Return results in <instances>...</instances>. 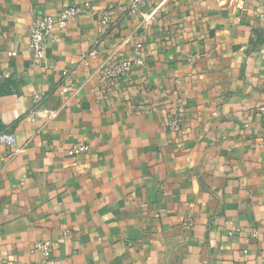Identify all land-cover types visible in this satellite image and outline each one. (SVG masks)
Here are the masks:
<instances>
[{
  "label": "crops",
  "instance_id": "obj_1",
  "mask_svg": "<svg viewBox=\"0 0 264 264\" xmlns=\"http://www.w3.org/2000/svg\"><path fill=\"white\" fill-rule=\"evenodd\" d=\"M85 1L33 63L35 16ZM131 1L0 0V264L43 239L58 264H264V0Z\"/></svg>",
  "mask_w": 264,
  "mask_h": 264
},
{
  "label": "built area",
  "instance_id": "obj_2",
  "mask_svg": "<svg viewBox=\"0 0 264 264\" xmlns=\"http://www.w3.org/2000/svg\"><path fill=\"white\" fill-rule=\"evenodd\" d=\"M147 1L155 2L158 0H132L129 6L131 12H136L138 5L145 3ZM90 5L89 1H85L82 6L80 5H67L64 6L56 14H38L35 16L30 27V49L32 51V61L33 63L45 58L47 47L50 43L56 40L54 32L57 29H65L70 23L74 22L83 8H88ZM155 11H151L149 14L144 15L143 19L145 22L149 21ZM108 14L105 12L104 21H107ZM142 43H137L135 47V56L133 58H125L119 60L118 62L107 64H101L97 69V74L100 81L103 84H111L113 82L120 81L122 79L128 78L135 67H141L145 64V59L142 54ZM16 52H11L10 55H15ZM87 57L95 58L96 52L92 48L85 54H83L82 59L86 60ZM62 91H66L62 89ZM264 114V106L260 109ZM182 118L176 116L172 124L178 126ZM0 142L8 145L11 148L16 147V138L12 132L4 131L0 132ZM88 150L87 144H76L73 145L69 150L68 154L75 156L84 153ZM17 151H22L17 149ZM258 236L257 231H252L247 237V241L254 239ZM33 250L39 253V258L33 262V264H58L57 261L52 257V242L50 240H39L34 243ZM1 264H22L14 263L6 259L2 260Z\"/></svg>",
  "mask_w": 264,
  "mask_h": 264
}]
</instances>
